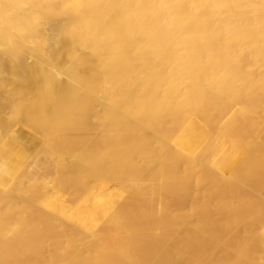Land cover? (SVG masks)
<instances>
[{
  "label": "bare ground",
  "instance_id": "6f19581e",
  "mask_svg": "<svg viewBox=\"0 0 264 264\" xmlns=\"http://www.w3.org/2000/svg\"><path fill=\"white\" fill-rule=\"evenodd\" d=\"M0 264H264V0H0Z\"/></svg>",
  "mask_w": 264,
  "mask_h": 264
}]
</instances>
